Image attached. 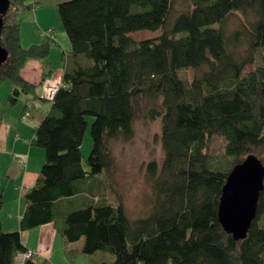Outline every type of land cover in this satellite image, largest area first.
Returning <instances> with one entry per match:
<instances>
[{"label":"trees","instance_id":"trees-1","mask_svg":"<svg viewBox=\"0 0 264 264\" xmlns=\"http://www.w3.org/2000/svg\"><path fill=\"white\" fill-rule=\"evenodd\" d=\"M42 0H9L3 13L1 46L7 59L0 82L8 81L7 105L23 95L41 97V84L24 80L29 59L43 64L42 81L52 76L48 44L24 48L20 14ZM188 9L171 20L176 0H69L58 5L70 50L65 55L62 85L31 145L44 152L35 186L24 196L19 230L3 232L0 264H16L28 251L21 232L53 223L67 247L91 264H264V179L256 215L244 239L235 240L218 219L223 188L231 170L249 156L264 166V0H183ZM251 15L228 35L227 21ZM139 31H160L137 40ZM245 46L242 57L234 49ZM259 64L245 73L254 64ZM207 71L189 83L179 71ZM41 81V82H42ZM138 99L151 103L150 120H159L161 164L147 166L150 212L130 219L122 201L104 196L109 187L112 141L134 136ZM90 125V152L83 166L81 148ZM1 127V118H0ZM225 140L228 165H214L213 136ZM97 177H103L98 179ZM87 187L102 193L83 197ZM104 191V192H103ZM3 197L0 191V209ZM111 261H97L99 252ZM25 264H46L35 261Z\"/></svg>","mask_w":264,"mask_h":264},{"label":"crops","instance_id":"crops-1","mask_svg":"<svg viewBox=\"0 0 264 264\" xmlns=\"http://www.w3.org/2000/svg\"><path fill=\"white\" fill-rule=\"evenodd\" d=\"M66 1L69 0H42L39 7L20 14L22 45L24 48H28L43 42L48 44L47 61L48 68L52 71L51 77L63 73L64 58L70 50V43L64 36L63 25L58 13V5ZM48 29H53L56 33L57 43L55 45L50 44L44 36V32ZM60 36L61 40H58ZM43 71V64L40 60L29 59L21 69V76L27 82L39 85L42 81ZM1 84L2 82H0V88ZM7 91L8 87H3L5 96ZM22 97L15 106V110L21 115L18 118H23V120L18 119L16 123V131L23 134V138L15 133L14 137L9 136L5 139L2 135V127L0 129V166L3 165L0 176V191L3 197L0 224L3 232L19 230V221L24 210V196L35 186L40 177L44 158L43 151L32 146L30 142L48 112L50 103H39L40 100H34L30 96H24V101H22ZM1 120L3 119L1 118ZM21 239L23 245L34 252L36 262L68 263L64 251L67 247H72L73 244L68 246L64 244L53 223L21 232ZM108 258L109 261L112 260V257ZM87 260V264H91L89 258Z\"/></svg>","mask_w":264,"mask_h":264},{"label":"rangeland","instance_id":"rangeland-1","mask_svg":"<svg viewBox=\"0 0 264 264\" xmlns=\"http://www.w3.org/2000/svg\"><path fill=\"white\" fill-rule=\"evenodd\" d=\"M188 7L189 6L185 1L176 0L171 20L187 10ZM251 19V15L232 16L226 23L228 35H231L234 31L241 29L243 23L251 21ZM63 33L69 42L65 31ZM160 34V31H139L132 34L131 37L137 40H144L157 37ZM58 40H61V36L58 38ZM245 49L246 47L244 45L238 46L236 49H234L235 57H242L245 53ZM258 64L259 56L257 55L254 64L248 66L245 70V73L253 70ZM205 71H207L206 67H203L199 72H196L192 69H186L179 71V75L181 78L186 79L189 83H191L195 77L200 76V74ZM1 85L0 103L2 107L0 108V118L3 119L1 120L2 135L5 139H7L9 136L14 137L15 133H17L23 138L24 135L16 131V123L18 119H20L18 116L21 117V115L17 113L15 106L11 107L6 104L7 96L10 91V83L8 81H3ZM3 87H8L6 96L5 93H3ZM24 96L25 95L22 97V101H24ZM40 102L45 104L48 103L44 100H40L39 103ZM151 106V103H149L147 100L138 99L136 104V119L134 121L133 138L129 141H112L109 146L113 166L109 176V187L105 189L104 196L109 202L113 204H117L118 202L122 201L126 214L130 219L141 218L150 212L151 188L147 176V166L152 161L161 164L164 157L161 144L157 138L160 134L161 123L159 120H150L147 115V112ZM20 120H23V118ZM88 121V129L85 133L84 142L81 148L83 158L82 162L85 169H88L86 165V159L89 155L91 146L90 125L92 123V118H88ZM224 146L225 140L223 137L217 135L210 139L209 154L214 165H223L225 167L228 165L230 159L225 155ZM43 163L44 158L42 160V164ZM1 169H3V165L0 166V176L2 175ZM97 178L103 179V177ZM87 189L88 190L83 193V197L85 198L89 197L94 199L95 196H98L99 198L103 196L102 193L100 191L98 192L94 187H87ZM260 224L264 226V218L260 221ZM81 242L82 241L74 243L71 248L75 249L81 245ZM108 257H112V255L103 251H99L94 255V259L97 261H109ZM63 258L65 259V257ZM87 259V256L80 255L71 261L66 259L68 261L66 264H87Z\"/></svg>","mask_w":264,"mask_h":264},{"label":"water","instance_id":"water-1","mask_svg":"<svg viewBox=\"0 0 264 264\" xmlns=\"http://www.w3.org/2000/svg\"><path fill=\"white\" fill-rule=\"evenodd\" d=\"M9 0H0L3 13ZM2 20L0 19V38ZM7 59V51L0 43V66ZM264 166L254 156L236 165L227 178L218 207V219L225 232L235 240L244 239L256 215L259 192L263 187Z\"/></svg>","mask_w":264,"mask_h":264},{"label":"built area","instance_id":"built-area-1","mask_svg":"<svg viewBox=\"0 0 264 264\" xmlns=\"http://www.w3.org/2000/svg\"><path fill=\"white\" fill-rule=\"evenodd\" d=\"M47 41L55 45L57 43L55 32L53 29H48L44 32ZM62 74H56L53 77L47 78L41 82V97L47 101H52L56 93L62 85ZM26 191V189H25ZM34 256V252L28 250L24 253H19L16 256V264H25V262Z\"/></svg>","mask_w":264,"mask_h":264}]
</instances>
